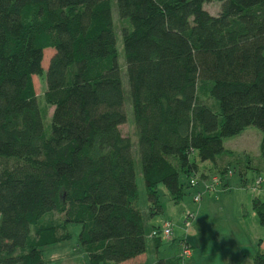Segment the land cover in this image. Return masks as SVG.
Returning a JSON list of instances; mask_svg holds the SVG:
<instances>
[{
    "label": "trees",
    "instance_id": "obj_1",
    "mask_svg": "<svg viewBox=\"0 0 264 264\" xmlns=\"http://www.w3.org/2000/svg\"><path fill=\"white\" fill-rule=\"evenodd\" d=\"M213 2L217 16L205 9ZM114 4L129 23L128 89ZM48 49L43 107L34 77ZM251 126L264 162V0H0V264H47L71 226L88 264L135 260L149 240L156 264H184L160 256L164 226L174 231L152 223L160 187L181 205L235 173L246 183L250 155L224 142ZM253 209L264 228V200ZM263 243L249 264H264Z\"/></svg>",
    "mask_w": 264,
    "mask_h": 264
},
{
    "label": "rangeland",
    "instance_id": "obj_2",
    "mask_svg": "<svg viewBox=\"0 0 264 264\" xmlns=\"http://www.w3.org/2000/svg\"><path fill=\"white\" fill-rule=\"evenodd\" d=\"M205 9L212 16H217L221 10V4L217 2L209 3L205 5ZM113 21L117 33L119 64L123 71L125 89H128L124 44L120 30L122 27H129V23L128 21L120 19L115 4L113 5ZM54 54L55 52L53 49L45 51L43 61L45 74L42 77H34L36 95L43 107L46 106L44 105V96L47 90L46 72ZM52 112L53 109H46L47 118H45V126L46 132L49 133L51 132ZM122 131L125 135L129 133L134 134L131 125L124 126ZM262 135L260 128L251 126L244 136L239 135L240 137L235 136L225 139V147L229 150L241 153L244 149H249V155L253 161L251 166L255 169H248L246 176L247 184L244 185V187L241 186V178L238 172L231 179L230 191L221 195L219 194L221 189L216 186L215 192L211 194L212 196L209 195L210 204L207 209L208 213L212 212L211 217L213 219L210 221L213 223L216 222L215 228L205 230L207 214L205 210L202 213L198 212L195 214L196 219L192 220L189 212L191 209L194 211L195 205L197 204L194 203V207L192 206L191 208L189 203L193 200L194 194L198 192L191 191L189 197H187L181 205H175L171 201V197L168 195L165 187H160L163 196L162 203L164 206V213L156 219L159 224H164V222L173 223V235L171 238L164 237V244L167 250L183 256L185 258L183 260L184 264L187 263L189 257L184 256V245L182 240L193 245L190 252H196L194 255L202 264H249L250 257L248 259L244 257L240 252V245H246V248L249 249L250 237H257L258 243L260 239L264 238V228L260 225L257 213L253 209V200L255 198L264 200V162L260 156V141ZM260 179H262V188L256 189V183ZM137 184L140 190L139 203L144 207L148 204V196L144 188L143 176L140 170H138ZM210 193L211 192H209V194ZM80 230L81 228L79 226H71V239L47 249L45 256L47 264H88L86 254L78 245ZM236 258L237 260L235 261ZM140 260V258L139 260L136 258L129 264H139ZM234 261L236 263H234Z\"/></svg>",
    "mask_w": 264,
    "mask_h": 264
},
{
    "label": "crops",
    "instance_id": "obj_3",
    "mask_svg": "<svg viewBox=\"0 0 264 264\" xmlns=\"http://www.w3.org/2000/svg\"><path fill=\"white\" fill-rule=\"evenodd\" d=\"M248 130V128L244 131V132H242V134H240V136H244L245 135V133H246V131ZM239 136V135H238ZM239 136V137H240ZM262 140V139H261ZM261 142V141H260ZM261 144V143H260ZM234 152H236V151H234ZM238 153V152H237ZM241 153H245V154H249L250 152H249V149L247 150V149H244V151H242ZM240 153V154H241ZM238 172V171H237ZM236 174V173H235ZM235 174L233 175V176H231V177H228V178H226L225 179V182L223 183V185H221V186H218L219 187V189H221L220 190V193L219 194H221V195H223L224 193H227L228 191H230V182H231V179L235 176ZM247 184V181H246V183H244V182H242V180H241V186L242 187H244V185H246ZM205 186L204 185H202L201 187H199V188H197V189H194V190H192V191H195V192H198V193H202V194H204L205 193ZM213 192H215V191H213ZM212 192V193H213ZM198 193H196V194H194L195 196H197V194ZM212 193H210V194H204V196H203V199H202V201H200V202H198L197 200L195 201L194 200V198H193V200L189 203V205L191 206V208H192V206L194 207V203L195 204H197V205H195V210L194 211H192V209H191V211L189 212L190 214H191V217H192V220L194 219H196V215L195 214H197L198 212H203L204 210L206 211V225H205V227H206V229L205 230H211V229H213V228H215L216 227V222L215 223H213L212 221H210V220H212L213 218L211 217L212 215H211V213L212 212H209L208 213V209H207V207H208V205L210 204V202H209V195L210 196H212L211 194ZM220 195V196H221ZM209 197V198H208ZM189 206V207H190ZM200 213V214H201ZM192 214H194V215H192ZM208 215V216H207ZM209 219V220H208ZM210 221V222H209ZM226 221V220H225ZM227 222V221H226ZM152 223L154 224V225H159V222L157 221V219L155 220H153L152 221ZM193 223V222H192ZM250 246H249V249H247L246 248V245H240L241 246V248H240V252L244 255V257H247V259L249 258V257H251L252 255H254L255 253H256V251H257V249H258V241H257V237H250ZM165 243V242H164ZM191 245V244H190ZM192 246V248H193V245H191ZM262 249L264 250V243H263V245H262ZM200 250V249H199ZM160 256L162 257V258H164V259H170V258H174V257H180V255L179 254H174L173 253V251H169V250H167V247H166V245L164 244V246L160 249ZM194 254H196V252L195 253H191L190 254V256H189V258H188V261H187V263L186 264H202L200 261H198V259H196L197 257L194 255ZM141 260H140V262H139V264H145V263H148V264H156V258H155V256H154V241L153 240H149L148 241V245H147V253L146 254H144L143 256H141V257H139ZM139 258H137L138 260H139ZM237 260V258L235 259V261ZM132 261H134V260H132ZM234 261V263H236ZM131 261H129V262H126V263H124V264H129Z\"/></svg>",
    "mask_w": 264,
    "mask_h": 264
},
{
    "label": "built area",
    "instance_id": "obj_4",
    "mask_svg": "<svg viewBox=\"0 0 264 264\" xmlns=\"http://www.w3.org/2000/svg\"><path fill=\"white\" fill-rule=\"evenodd\" d=\"M216 182H217V180H216ZM215 189H216V186H210V188H207V191L212 192V191H215ZM196 200L198 202H200L202 200V195L198 193L197 196H196ZM162 232H163V235H162L163 237L171 238L172 235H173V226H172V224H170V223L169 224H166L164 226V230ZM184 254L185 255H188L189 254V251L187 249H185L184 250Z\"/></svg>",
    "mask_w": 264,
    "mask_h": 264
}]
</instances>
